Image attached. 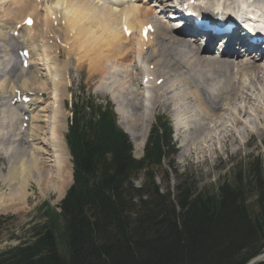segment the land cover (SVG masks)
Segmentation results:
<instances>
[{
	"label": "trees",
	"instance_id": "obj_1",
	"mask_svg": "<svg viewBox=\"0 0 264 264\" xmlns=\"http://www.w3.org/2000/svg\"><path fill=\"white\" fill-rule=\"evenodd\" d=\"M73 112L74 184L61 212L48 208L32 240L0 251V264H248L264 253L259 158L214 192L187 181L176 193L164 192L155 170L177 152L165 117L157 118L137 159L110 108L89 99Z\"/></svg>",
	"mask_w": 264,
	"mask_h": 264
},
{
	"label": "bare ground",
	"instance_id": "obj_2",
	"mask_svg": "<svg viewBox=\"0 0 264 264\" xmlns=\"http://www.w3.org/2000/svg\"><path fill=\"white\" fill-rule=\"evenodd\" d=\"M197 1L207 7L223 10L230 16H237L240 20L245 17L249 7H253L255 12L259 13L260 11V16L257 15V17H259L260 22L264 23V8L255 6V0ZM42 6L45 9L44 15H42L47 31L54 21L61 19V26L57 30V39H64L65 45L63 46L69 45L68 42H71L72 53L79 52L82 61L90 64L91 73L101 72L103 77L108 78L125 69L124 72L127 73L131 65L135 67L130 72H138L137 81L140 80V91L130 94L131 98L129 101L127 100L128 104L124 100H117L118 98L116 100L118 102L117 112L121 114L119 122L131 135L139 155L144 153L151 129L150 125L152 126L153 123L151 120L154 115V107L157 106V101L162 96L160 91L166 90L167 92L168 85L174 82L170 79L173 72L181 77L180 81L185 86L183 88H188L184 96L194 98L196 107H199L207 117L205 120L201 118V122H219L217 120H219L221 112L230 110L232 102L239 100V92L246 93V90L242 89L244 87H242L241 81L245 82L248 74L250 76L257 71L262 72L264 70L263 65L259 63L260 61L251 63L239 61L237 62L238 65L234 66L230 62L214 58L211 45L202 47L186 42L183 34L178 32L170 21L166 20L165 16H158L147 0H116L107 3H103L101 0H0V140L2 141L0 151L9 158V174L5 182L8 183L9 187L14 184V189L9 188L10 191L1 193L0 212L17 210L19 209L18 205L24 204L22 202L26 201L31 179L35 180L41 187L53 183L51 190H54L59 196H63L62 198L72 184L69 185L70 181H73L70 178L72 165L70 166V155L64 140L65 135L60 133L64 128V115L60 107L61 94L63 93H60L62 88L58 86V83L61 84V77H65L62 72L63 64L60 66L58 62L52 63L49 54L45 52L49 39L44 42L46 62L42 61L41 63L45 64V71L49 72V77L52 76V78L50 77L52 87L48 93L52 94L53 102L50 109L44 108L47 111L39 104L44 100L42 91H46V86L39 78L42 75L40 69L33 66L36 63L37 54L35 53L34 42H32L35 39V34L32 36V33H36L38 28L35 25L41 16L38 9L41 10ZM9 11L16 18L9 16L6 19ZM21 13L23 14L21 15ZM28 16L32 19L35 18L34 24H25ZM172 16L176 18L175 15ZM124 17L125 24L132 30V37L130 38L126 37L121 26V20ZM63 21L64 26L62 25ZM14 24L15 26H12ZM150 24L153 25L152 28L144 35L143 29ZM16 31L18 37L14 35ZM63 32L67 33L64 36L67 37L68 42L62 37ZM9 33L14 36H10ZM39 33L41 36L40 31ZM49 34L46 32L45 38L51 37ZM61 34L62 36H59ZM227 44L228 42L225 43V45ZM1 47L4 50H1ZM23 49L28 50L29 53V64H25L28 68H25L20 58L17 57V52ZM15 50L16 53L14 54ZM111 50L120 54H114V51ZM122 54H126L129 63L123 62V59L120 58ZM12 62L14 66L11 71H14V77L20 69L23 75V78L16 82L15 86H11V83L6 84L5 80L1 79L3 78L1 72L6 71ZM46 75L48 76L47 73ZM135 76L133 74L129 79L136 81ZM151 77L155 78L152 82ZM161 78H164L165 81L159 88L156 83ZM253 81L255 83L254 77ZM143 84L149 90L147 91L149 95L148 105H146V97L145 95L143 97L141 91V89L144 90L141 87ZM16 87H26L28 89L26 93L31 98L25 100L26 104H24L27 111L32 113L30 120L32 125L26 131L28 134L26 138L20 137L18 134L22 116L16 112L8 99L14 94ZM157 87L158 89H156ZM261 98H263L262 95L257 98V101H260ZM262 103L264 104V102ZM40 108L42 109L40 110ZM236 109L238 115L244 111L245 114L248 113L242 106H237ZM255 110V112L264 113V107L260 109L261 111L257 108ZM39 111L45 112L43 114ZM43 117H46L45 120ZM44 121L45 125L38 124L44 123ZM222 122H232L234 125L236 122L241 124L244 121L241 118L233 117ZM222 125L224 126V123ZM180 126L178 125V128ZM263 128H257L255 133L260 134L259 132ZM221 134L226 141L234 135L238 137L233 131H228L226 127ZM242 141L241 139V144ZM199 147L201 152H204L209 145L206 146V143H202L199 144Z\"/></svg>",
	"mask_w": 264,
	"mask_h": 264
},
{
	"label": "rangeland",
	"instance_id": "obj_3",
	"mask_svg": "<svg viewBox=\"0 0 264 264\" xmlns=\"http://www.w3.org/2000/svg\"><path fill=\"white\" fill-rule=\"evenodd\" d=\"M43 10L44 6L41 10L38 9V11H40L39 13H41L40 18L37 21V24L39 25V31L43 25ZM22 14L23 13H21V15ZM9 16L15 17L11 11L8 12L6 19H8ZM39 34L40 33H38V35ZM66 34L67 33L63 32V36L62 34L59 36H62L66 39L67 37L64 36ZM61 43H63V39L61 41H57L56 47L53 48V55L55 59H57L56 61L60 63V66L63 64L62 72L65 76L61 77V84L58 83V86L62 88L60 93H63L61 94L60 107L62 108V114L64 115V128L62 129L63 131L61 130L60 132L61 135L63 133L64 136L68 129L66 117L68 118L69 122V119L72 115L70 105L74 98L73 95L76 92L77 96H81L85 91L86 94L95 96L99 103L111 105L115 111L114 115L118 120H121V114L117 112V100H124L126 104H128V101L131 98L130 94H135L140 91V80L139 82L137 81L138 72H130V70L132 71L135 67L131 65V68L129 67V71L127 73L124 72L126 70L125 69L117 73L115 76H111L112 79L111 77L105 78L101 72L91 73L89 70L90 64L88 62H83L81 58V61L83 62L81 65L79 60H76V58L78 59L80 56V54H78L79 52L72 53V48L70 47L71 53H69L66 47L60 45ZM39 49L40 50L37 51V54L41 61V58L43 59L44 57L42 52L43 48ZM115 50L111 51H114V54L118 53ZM120 58L123 59L125 64L129 63L126 54H122ZM131 58L134 59V57ZM67 62L68 64H66ZM39 67L41 68V66ZM40 71L43 76L40 80L44 82L46 86L45 92L48 94L46 96L48 99L46 103L44 102L45 104L42 106V108L50 109L51 103L53 102L51 98L49 99V95L52 94L48 93L51 91L52 87L51 79L49 75H46L47 71L43 69ZM3 72L4 71H2L1 74ZM263 72L264 71H257L256 73L259 74L254 73L250 76L248 74L247 78H245V82L241 81V85L244 87L242 89L246 90V93H242L241 91L239 92V100L236 102L234 100L232 102L230 110H223L221 112L220 118L217 120L219 122H201V118L205 120L207 117L205 114H203L204 112L201 111L199 107H196L197 105L194 98L191 96H184V93L188 91V88L186 87L184 89L183 87L185 86H183L180 81L181 77L177 76L174 72L172 73L170 79L171 81L174 80V82H171V84L168 85V93L166 90L160 91L162 96L158 99L157 106L154 107V115L152 116L151 120V123L152 121L153 123L152 126L150 125V127H153V125L157 122L158 116H165L171 121V124L173 125V133H177L176 140H173L178 145H176L178 152H176L174 155L165 157L162 166L156 168L157 170H155L157 175L156 182L160 185L162 191L166 192L169 190L172 193H176L180 182L187 181L197 190L214 192L221 182H233L235 176L234 173L239 169V167H243L245 170H247L250 161L259 158L264 168V128L261 132H259L260 134L255 133L257 128L264 127V113L255 112L256 108L260 110L262 107H264V104L262 103L264 102ZM133 74L136 75V81L131 78L129 79V77L133 76ZM253 77L255 83L253 81ZM103 78L107 81H105ZM135 83L138 84L136 85ZM238 85H240V83H238ZM104 86L105 88H103ZM170 89L171 91H168ZM165 92L166 94H164ZM260 95H262L263 98H261L260 101H257V98ZM237 106L244 107V110L248 111V113H246L248 115L245 114V111L238 115L239 113L236 109ZM42 108H40V110ZM45 111L39 112L44 113ZM197 117L200 118L198 119ZM233 117L241 118L244 122H241V124H237L236 122L234 125L232 122H222L226 119L230 120ZM222 123H224V126L226 129H228V131H233L236 135H238V137L234 135L226 141L221 134V132L225 130V127L222 125ZM38 124L41 125V123ZM178 125H181L180 131L177 132V130L175 132ZM150 134L151 132L149 135ZM178 135L180 138H178ZM241 139L243 140L242 144L240 142ZM202 143H206V146L209 145V147L204 150V152H201V148L199 147V144ZM133 147L135 157L141 159L143 155L137 154L134 142ZM8 166V162L0 154V192H8L10 189H14V184H12L11 188L8 186V183L5 182V179L8 178L9 174ZM70 178L72 180V176ZM143 180L144 175L141 174L135 180V185L140 186ZM30 182L31 185L29 183L30 187H28L30 188V194L28 193L26 201L22 202L24 204L18 205L19 209L17 210L0 212L1 215L7 217L0 221V251H4L10 247L27 243L32 240V236L35 233L32 228L42 225L46 222V220L49 218V216L46 214L48 208L53 207L56 208L58 212L61 211L59 205L61 204V198L63 196H59V194H57L54 190H51L53 183L49 184L48 186L45 185L43 188L33 179H31ZM71 183L72 182L70 181L69 185ZM61 223L63 222L61 221ZM61 246L64 247V244L61 243Z\"/></svg>",
	"mask_w": 264,
	"mask_h": 264
},
{
	"label": "water",
	"instance_id": "obj_4",
	"mask_svg": "<svg viewBox=\"0 0 264 264\" xmlns=\"http://www.w3.org/2000/svg\"><path fill=\"white\" fill-rule=\"evenodd\" d=\"M264 261V253L256 256L254 259H252L248 264H258L260 262Z\"/></svg>",
	"mask_w": 264,
	"mask_h": 264
},
{
	"label": "snow or ice",
	"instance_id": "obj_5",
	"mask_svg": "<svg viewBox=\"0 0 264 264\" xmlns=\"http://www.w3.org/2000/svg\"><path fill=\"white\" fill-rule=\"evenodd\" d=\"M31 21H29V23H30Z\"/></svg>",
	"mask_w": 264,
	"mask_h": 264
}]
</instances>
